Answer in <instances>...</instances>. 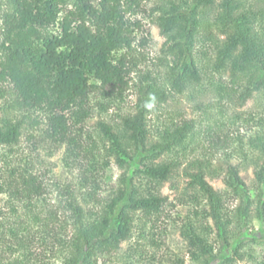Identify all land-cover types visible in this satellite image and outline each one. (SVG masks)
Instances as JSON below:
<instances>
[{"label":"trees","instance_id":"1","mask_svg":"<svg viewBox=\"0 0 264 264\" xmlns=\"http://www.w3.org/2000/svg\"><path fill=\"white\" fill-rule=\"evenodd\" d=\"M7 3L0 80L11 84L10 106L20 110L21 118L0 125V143L17 144L28 114L39 109L46 114V137L55 146L65 144L70 152L81 136L74 132L90 114L87 99L95 86L90 78L102 86L119 85L128 66L135 65L132 28L125 17L131 5L128 0ZM67 4L72 7L59 17ZM252 5L248 0L160 1L155 22L164 36L166 83L147 71L138 86L135 108L121 117L120 126L99 122L118 166L128 158L137 169L133 174L123 172L103 200L88 203L90 191L62 183L57 184L61 197L50 204L45 197L47 171L40 173L32 161L11 168L0 182L8 210L0 206V264H106V258L116 255L135 230L143 234L147 221L165 215L168 197L161 188L181 171L187 178L182 197L191 210L179 234L189 259L195 264H237L245 259L241 245L247 222L253 217L264 219V127L249 143L260 154L253 171L256 195L251 197L238 165L231 161L234 155H182L194 143V121L170 122L160 139L151 141L148 117L172 92L182 93L225 72L230 85H218L219 95L236 98L241 105L256 94L264 98L263 16ZM56 23L57 32H49ZM200 43L211 51H203V57ZM216 136L214 143L223 141ZM209 174L221 176L225 190L215 187ZM227 194L239 200L231 210L225 205ZM135 245L127 255L138 252ZM224 247L230 253L220 256ZM182 262L176 256L171 259L172 264Z\"/></svg>","mask_w":264,"mask_h":264},{"label":"rangeland","instance_id":"2","mask_svg":"<svg viewBox=\"0 0 264 264\" xmlns=\"http://www.w3.org/2000/svg\"><path fill=\"white\" fill-rule=\"evenodd\" d=\"M160 1L128 0L131 8L125 12V17L132 28L131 54L136 59L135 65L128 66L129 72L123 75V81L119 85L102 86L94 78H90V82L95 85L87 99L90 114L81 127H78L79 132H74L80 133L81 136L76 137L75 145L70 146L71 151L67 150L65 144L55 146L46 137L45 112L32 110L28 114V122L24 124L19 142L15 145L0 143V182L5 181L11 168H20L32 161L34 169H39L40 173L47 171L45 181L48 187L45 197L48 203H54L61 197L57 184L62 186V183L71 184L75 189L90 191V196L85 200L95 203L96 199L103 200L114 189L123 172L133 174L138 167L137 163L123 158V166H118L111 154L110 143L100 131L99 122L106 121L116 129L120 126L121 117L132 113L135 108L138 86L147 71L162 83H166L168 68L161 51L164 36L160 34L155 22V8ZM248 2L253 4L254 9L260 8L264 24V0ZM71 7V4L62 6L59 17ZM8 11L10 6L7 0H0L1 57L4 55L3 15ZM57 30V23L48 28L52 33ZM200 44L198 48L202 57L203 51L207 54L211 52L209 49L205 50L207 45ZM229 79L227 72L222 75L214 74L202 84L191 86L182 93L172 92L171 97L156 106L148 117L150 138L151 141L159 140L160 133L170 122L180 124L183 120L194 121V143L182 155L186 158H191L192 155H234L231 161L238 165L239 173L251 197H254L256 190L253 171L257 164L256 155L260 154L253 150L249 143L255 134L263 130L264 98L256 94L241 105L236 98H230L226 94L219 95L215 88L218 85L227 87L230 85ZM11 88L8 81L0 80V125L8 120L21 118L20 110L10 106L14 98ZM215 134L223 141L214 143L217 137ZM66 155L71 156L64 161ZM217 165H221L220 159L217 160ZM215 175L209 174V181L218 189L225 190L221 176ZM186 183L187 178L181 171L163 184L161 190L168 197L165 215L156 218L154 222L147 221L142 227L143 234L135 230L133 237L122 244L116 255L106 258V264H172L171 259L174 256L180 258L182 264H195L185 252L179 234V227L191 210L182 197L186 193ZM6 200L3 192H0V206L8 212ZM238 203V198L232 195L225 199L229 210ZM247 224V236L241 245V251L246 257L237 264H264V239L259 238L264 235V219L253 217ZM231 225V230L234 231V223ZM233 239L234 236L231 240ZM153 240L159 243L160 247L154 246L151 242ZM135 243H138V252L133 257L127 255L129 247L136 246ZM213 243L216 247L219 245L216 240H213ZM35 251L40 253L41 249L37 247ZM229 253V249L224 247L218 254L223 256ZM54 264H58V261Z\"/></svg>","mask_w":264,"mask_h":264}]
</instances>
